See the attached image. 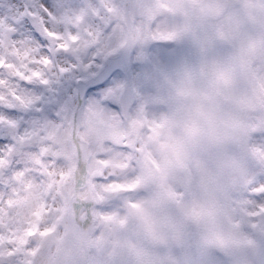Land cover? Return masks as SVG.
<instances>
[{
  "label": "rangeland",
  "instance_id": "rangeland-1",
  "mask_svg": "<svg viewBox=\"0 0 264 264\" xmlns=\"http://www.w3.org/2000/svg\"><path fill=\"white\" fill-rule=\"evenodd\" d=\"M121 1L91 0L94 7L77 21L84 35L72 37L71 45L81 53L100 43L118 48L125 34ZM256 2L229 0L231 14L218 24L206 69L193 67L198 62L193 34L173 38L188 27L174 20V2L148 0L146 11L137 10L144 13L137 19L139 40L152 28L147 61L155 45H169L175 52L163 63L152 60L143 77L151 88L165 86L174 100L158 102L155 91L142 89L129 126L120 114L100 106L84 109L91 170L104 172V179L91 183L100 199L98 225L104 235L105 230L111 233L110 242L100 237L99 244L110 247L114 257L123 251H116L113 242L123 238L128 263L132 256L157 254L148 248L156 242L160 249L149 264H162L161 257L168 258L166 264H256L254 252L264 239V208L249 210L251 202L243 198L251 166H264V140L255 138L264 133V34ZM96 16L99 23L93 20ZM226 24L231 26L230 44L224 40L228 31L220 32ZM107 28L110 38L104 35ZM212 77L221 89L211 86ZM76 95L77 88L66 81L56 101L64 105ZM71 126L68 120L53 126L42 141L29 138L0 154V264H29L61 216L66 206L63 187L75 165ZM237 128L243 129L241 142L233 139ZM32 143L38 148L29 147ZM122 144L129 148L123 150ZM120 187L128 195L110 199V192ZM127 203L136 210L133 222ZM165 221L172 227L167 236L159 232ZM120 228L122 236L116 234Z\"/></svg>",
  "mask_w": 264,
  "mask_h": 264
},
{
  "label": "snow or ice",
  "instance_id": "snow-or-ice-1",
  "mask_svg": "<svg viewBox=\"0 0 264 264\" xmlns=\"http://www.w3.org/2000/svg\"><path fill=\"white\" fill-rule=\"evenodd\" d=\"M93 7L91 0H0V154L29 138L42 141L83 109L100 106L119 115L137 107L143 95L138 82L149 63L175 56L169 45L153 46L146 62L102 43L77 51L71 38L84 35L77 21ZM104 35L110 38L111 28ZM66 81L84 89L83 96L59 105ZM255 138L264 140V133ZM243 198L249 210L264 208V166H251Z\"/></svg>",
  "mask_w": 264,
  "mask_h": 264
},
{
  "label": "water",
  "instance_id": "water-1",
  "mask_svg": "<svg viewBox=\"0 0 264 264\" xmlns=\"http://www.w3.org/2000/svg\"><path fill=\"white\" fill-rule=\"evenodd\" d=\"M133 0H125L124 3V25L126 30L125 42L117 55L132 57L136 47L135 19L133 14ZM214 0H211L213 2ZM219 0H216L218 2ZM190 2L181 1L182 14L192 18H214L216 14L222 15L221 10L213 14L202 11L203 7ZM264 13V11H263ZM84 89L78 88V93L83 96ZM130 110L125 109L123 119L128 121ZM84 117L81 110L76 119L72 120L71 141L74 148L76 165L73 175L69 177L64 186L67 197L66 208L58 220L56 227L42 240L41 246L34 255L30 264H91V252L93 250V237L96 231L95 209L97 200L89 190V163L91 160L90 143L83 136ZM235 139L241 141L243 133L238 130ZM96 174L92 178H96ZM125 191L120 190L113 193L117 196ZM131 218L134 212L129 207ZM168 228L163 224L161 229L164 232ZM215 244V243H214ZM262 250V248H261ZM260 262V252L257 256Z\"/></svg>",
  "mask_w": 264,
  "mask_h": 264
},
{
  "label": "flooded vegetation",
  "instance_id": "flooded-vegetation-1",
  "mask_svg": "<svg viewBox=\"0 0 264 264\" xmlns=\"http://www.w3.org/2000/svg\"><path fill=\"white\" fill-rule=\"evenodd\" d=\"M147 1L148 0H136V3H135V5H136V13H137V15H138V17L140 19L143 18L144 13L141 10H140V12H138L137 10H139V7H144V10L146 11L147 10ZM167 1L174 2L175 11H176V15H175L176 18L174 17V20H181V21H184V22H186L188 24L187 29L179 31L180 33H178V34L176 33V35H174L173 38L176 39L178 36L181 37L182 35L188 36L189 34H193L194 35V39H193L194 43L192 44L193 48H194L193 54L198 59V62H197V60L194 62L193 67L196 68V69H198V68L199 69H202V68L206 69L208 66L210 67L211 66V58H212V53H211L212 42H213V40L215 38L217 40V37H218V33L217 32H218V29H219V26H218L219 22L227 19L228 15L231 14L230 13L231 12L230 7H228V10L226 11L224 17L221 18L220 20H211V19L197 20V19L187 18V17H185V16H183L181 14V11H180V1L181 0H167ZM194 1L195 2H200L201 0H194ZM256 1L257 2L255 4L257 5V13L259 14L260 21L262 22V23L261 22L260 23L262 24L261 26H262V29H263V21H262L261 10H262V8L264 6V0H256ZM154 5H155V3H154ZM221 8H222V5H218L216 7V9H221ZM152 11H154V9H152V7H150V12H152ZM254 13H256V12H254ZM151 21H152V19L150 17H148L147 18V22L150 23ZM201 23H203V24H205L207 26H205L204 28H200L199 25ZM217 26H218V28H217ZM229 29L231 30L230 24H226L225 26L222 27V30L220 32L223 33L225 31H228ZM229 34L231 36V32L230 31H228V36H229ZM263 34H264V29H263ZM219 36L222 37L221 33H219ZM230 36L224 38V40L226 42H228L229 44L231 43V42H229V40L231 38ZM147 41L149 43L147 49H149V47L151 45V41H150L149 38L147 39ZM205 45H207L209 47L210 53L207 52V49H206ZM140 51H141V48H140V45H139L138 49H137V52L139 53ZM147 54H148V52L146 51V60H145V62L147 61V56H148ZM203 55H206V59L204 61H203ZM146 75H147V72H146ZM146 75L144 77H142L141 80L138 82V87H139L140 91L142 89H144V88H147L149 90L155 91L157 93V95H155V96L157 97V99L159 98L158 102L161 101V103H168V102L174 100L173 97H170V95L168 96L166 94V91H165L166 87L163 86L162 84H161V87H157L156 89L149 87L148 80L145 79ZM212 78L213 79L210 80L211 86H212L213 82L217 80L215 77H212ZM208 80L209 79H207V81ZM151 97H152V95H151ZM135 135H136V131L134 129H131V136L135 137ZM139 148H140V146H139ZM105 232H107V235H104L103 231L100 230V229L98 231L97 238H96V245H95L94 255H93V264H114V263L121 264L120 261H119L120 256L114 258L113 253L110 252L111 251L110 247L107 248V247H101L100 246V244H99L100 237H103L102 240H105L107 242L111 241V238H110L111 237V233H110V231L109 230H105ZM122 234H123V232H122ZM113 243H114V249L116 251H123L125 253L124 240H122V239H117L116 240L115 239ZM148 248L150 249L151 245ZM159 249L160 248L158 247L157 249H154V250L157 251ZM123 252H118V253H123ZM144 252H145V250H144ZM144 252L142 251V253H144ZM148 252L149 251H146V253H148ZM158 252H157V254H158ZM157 254L147 255V256L145 255V257L144 256L143 257H136V259H133V258L130 257L131 263L132 264H149L148 260L152 259L153 257H156L155 255H157ZM142 258L145 259L144 263L141 260ZM162 258L163 257H161V260H162ZM122 259H124L126 261L124 256L122 257Z\"/></svg>",
  "mask_w": 264,
  "mask_h": 264
}]
</instances>
